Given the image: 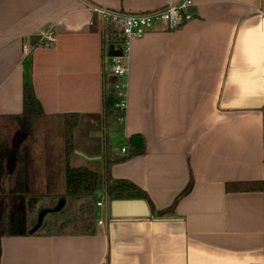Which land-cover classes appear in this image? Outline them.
I'll use <instances>...</instances> for the list:
<instances>
[{
    "label": "crops",
    "instance_id": "obj_1",
    "mask_svg": "<svg viewBox=\"0 0 264 264\" xmlns=\"http://www.w3.org/2000/svg\"><path fill=\"white\" fill-rule=\"evenodd\" d=\"M166 1L0 0V116L23 112L26 82L47 114H79L75 152L102 163L106 197L84 230L2 236L0 264H264V0H194L193 20L132 40L118 116L96 9L145 13ZM135 134L145 153L122 159ZM16 165L10 156L6 192ZM108 177L173 212L114 218Z\"/></svg>",
    "mask_w": 264,
    "mask_h": 264
},
{
    "label": "trees",
    "instance_id": "obj_2",
    "mask_svg": "<svg viewBox=\"0 0 264 264\" xmlns=\"http://www.w3.org/2000/svg\"><path fill=\"white\" fill-rule=\"evenodd\" d=\"M107 32H110L109 42L106 39ZM103 34L106 57L124 53L125 37L120 27L113 28L110 25L104 29ZM115 85L116 80L111 82L113 92H116ZM111 100L115 102L112 96ZM23 104L21 114L0 116V238L4 235L24 234L30 230L29 219L34 212L33 210L30 213V209L35 207L30 203L52 200V207L59 209L56 211L76 203L89 216L94 213L97 203L96 193L101 175L96 162L79 160L75 152L81 116L77 113L47 114L31 82L24 85ZM116 111L118 116L122 114L121 111ZM128 145V155L122 159L146 151L141 135H132ZM106 148L105 145V171L111 163ZM12 155L15 156L17 165L12 173V188L10 192H6L3 186L4 178L8 174L6 161ZM43 178H46V184L42 182ZM191 188L192 183L178 198L189 193ZM105 192L110 200L145 199L151 210L160 216L170 214L174 209L173 205L168 209L156 210L148 193L128 179L106 178ZM41 196L51 198L38 199ZM39 209L44 215L54 211H46L45 206Z\"/></svg>",
    "mask_w": 264,
    "mask_h": 264
},
{
    "label": "built area",
    "instance_id": "obj_3",
    "mask_svg": "<svg viewBox=\"0 0 264 264\" xmlns=\"http://www.w3.org/2000/svg\"><path fill=\"white\" fill-rule=\"evenodd\" d=\"M194 0H167L164 7L145 13H125L114 11L107 8H97L103 18V26L107 24L116 25L123 30L125 42L124 53L111 57L112 72L116 77V93L118 98L114 102L117 110L124 114L127 108L126 86L129 75L128 48L132 40L143 37L148 31L157 28L161 24H166L171 29L179 28L196 17L193 11ZM42 36L46 38V45L51 46L56 41L54 32H43ZM127 151L123 148V152ZM102 201H98L101 206Z\"/></svg>",
    "mask_w": 264,
    "mask_h": 264
},
{
    "label": "rangeland",
    "instance_id": "obj_4",
    "mask_svg": "<svg viewBox=\"0 0 264 264\" xmlns=\"http://www.w3.org/2000/svg\"><path fill=\"white\" fill-rule=\"evenodd\" d=\"M110 25L111 24H107V26H110ZM112 27L114 28V25H112ZM109 36H110V32H107V35H106L107 42H109ZM117 95L118 94L115 91L112 92L113 99L115 100L119 99ZM78 138H80V135ZM93 142L95 143H91L92 147H96L97 146L96 143H99V139L95 138ZM96 167L101 175L100 182H99V188L96 193V198L102 199L103 201H105L106 197L104 193V177H103V174L101 173L103 171L102 163L97 161ZM30 205L37 207V209L41 208L42 206L43 207L45 206L46 211L51 210V209L54 210V211L48 212L47 215H44L43 211H40V209L39 211L37 209L35 210V207H33V209H30V213H32L34 210V212L30 215V219H29L30 224H29L28 229L30 230L39 229V225L42 228V231L59 230L60 228H63V227L70 228V229L73 228L75 230H84L87 226H90V223H91L89 220H88L89 222L85 220L87 217L86 211L85 210L83 211L80 208V204H76V203H73L72 205L69 204V206L71 207L68 206L67 208H65L64 210L62 209L61 211H56L59 209L58 208L54 209L52 207L53 206L52 200L37 201L36 204L30 203ZM61 223H64L63 226H61Z\"/></svg>",
    "mask_w": 264,
    "mask_h": 264
},
{
    "label": "water",
    "instance_id": "obj_5",
    "mask_svg": "<svg viewBox=\"0 0 264 264\" xmlns=\"http://www.w3.org/2000/svg\"><path fill=\"white\" fill-rule=\"evenodd\" d=\"M113 60L109 58V64L112 65ZM107 204L111 208V214L114 218H133V217H149L151 210L145 199H114L107 198Z\"/></svg>",
    "mask_w": 264,
    "mask_h": 264
}]
</instances>
